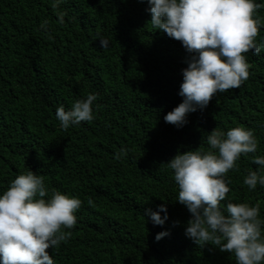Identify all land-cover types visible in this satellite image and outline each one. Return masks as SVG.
I'll return each mask as SVG.
<instances>
[{
    "label": "trees",
    "instance_id": "trees-1",
    "mask_svg": "<svg viewBox=\"0 0 264 264\" xmlns=\"http://www.w3.org/2000/svg\"><path fill=\"white\" fill-rule=\"evenodd\" d=\"M258 2L255 15L264 24V0ZM50 3L0 0V192L30 169L49 195L56 190L81 200L76 223L61 229L70 235L46 249L54 264H235L218 246L185 235L190 213L176 201L166 162L177 152L208 150L213 128L253 130L257 150L225 174L230 191L221 207L259 205L264 218V186L243 184L259 167L253 157L264 156V48L242 53L250 67L239 88L213 95L178 128L163 116L182 100L189 54L152 28L146 0H63L55 10ZM255 40L264 43V27ZM88 93L97 95L94 118L60 128L55 109ZM121 148L125 154L114 158ZM160 204L168 219L153 225L143 213ZM164 230L169 235L157 241Z\"/></svg>",
    "mask_w": 264,
    "mask_h": 264
},
{
    "label": "clouds",
    "instance_id": "clouds-1",
    "mask_svg": "<svg viewBox=\"0 0 264 264\" xmlns=\"http://www.w3.org/2000/svg\"><path fill=\"white\" fill-rule=\"evenodd\" d=\"M63 0H51L55 10ZM150 24L169 38L179 41L186 53L181 69L178 95L181 102L163 119L176 127L187 123L188 114L203 110L213 95L239 88L249 76L250 65L242 53L258 54L264 43L255 40L264 27L255 15L262 7L258 0H146ZM59 23L64 13L58 12ZM47 20L40 27L47 32ZM99 46L109 41L100 37ZM95 93L76 99L70 108L55 109L62 129L94 118ZM208 150L200 148L177 152L166 162L178 186L176 201L190 213L184 232L195 244L211 242L222 252L234 256L235 264H264V218L259 205L221 201L229 193L230 180L225 174L235 169L242 154L255 152L253 130L237 126L227 131L213 128L206 137ZM126 150L114 156L119 159ZM259 167L249 170L243 184L249 190L264 186V156L253 157ZM46 188L43 177L32 170L17 175L0 192V264H54L46 249L66 240L76 223L75 212L81 205L76 196ZM163 213V215H161ZM153 225L168 219L166 206L145 209L143 217ZM178 222H173L175 225ZM167 230L155 234L159 241Z\"/></svg>",
    "mask_w": 264,
    "mask_h": 264
}]
</instances>
